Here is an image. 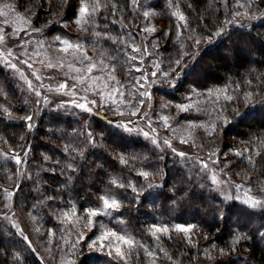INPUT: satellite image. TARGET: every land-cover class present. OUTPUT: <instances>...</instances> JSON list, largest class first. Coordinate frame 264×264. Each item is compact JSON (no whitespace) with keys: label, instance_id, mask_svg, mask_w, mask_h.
<instances>
[{"label":"rangeland","instance_id":"rangeland-1","mask_svg":"<svg viewBox=\"0 0 264 264\" xmlns=\"http://www.w3.org/2000/svg\"><path fill=\"white\" fill-rule=\"evenodd\" d=\"M248 2L223 0V31L253 22L264 14V9ZM167 3L173 14L168 23L165 9L161 8L162 0H134L133 16H123V9L118 12V7H108L104 0H82L75 16L62 22L64 34H57L36 22L33 8H21L16 0H0V66L14 79L26 107L24 113L14 116L19 121L29 122L30 126L51 112L75 117L87 150L103 144L95 118L110 117L114 125L125 124L133 129L127 131L118 127L127 135L148 143L161 160L169 156L194 185L226 201L236 200L264 210V175L257 178L255 167L245 170L238 166L244 158L259 160L262 156L259 148H264V144L254 143L251 148L238 139L231 138L228 144L223 141L221 128L230 124L227 114L230 108L227 104L232 98L230 86L181 89L174 99L157 91L176 87L178 57L191 59V54H198L211 42L208 35L200 37L191 26L178 0H167L166 6ZM85 6L89 13L96 8L95 14L78 15ZM179 15L184 16L183 21ZM109 18L118 21L123 31L119 40L124 54L121 66L111 60L108 51L98 46L100 28L106 26ZM171 33L170 49L175 48L176 52L172 53L170 63V52L165 54L162 47ZM65 41L73 47H68ZM92 65L96 67L89 73L87 69ZM137 68L140 70L136 71ZM78 104H84L91 111L77 107ZM231 111V115L236 116L235 111ZM31 136L30 133L27 138L31 140ZM217 148L222 151L221 161L217 154H211ZM29 149L1 152L4 158L13 161L14 170L6 179L9 184L3 188L0 198V217L26 241L43 264H80L89 254L94 255L89 264H159L153 249L118 227L119 210H105L102 198L100 208L81 210L73 202L63 207H47L41 193L42 163L33 161ZM21 189L34 191L38 199L30 202L29 192L28 199L23 201ZM91 212L97 214L90 215ZM103 214L106 218L100 217ZM177 226L187 228L185 234L193 227ZM152 228L153 247L157 248L162 243L160 238L168 235L170 228L158 225ZM172 231L181 232L177 227ZM112 233L131 239L134 246L113 238ZM117 247L123 256L116 252Z\"/></svg>","mask_w":264,"mask_h":264},{"label":"trees","instance_id":"trees-1","mask_svg":"<svg viewBox=\"0 0 264 264\" xmlns=\"http://www.w3.org/2000/svg\"><path fill=\"white\" fill-rule=\"evenodd\" d=\"M16 1L21 8L35 10L38 24L64 34L62 22L75 16L82 0ZM104 1L108 7H118V12L123 9V16L134 15V0ZM166 1L162 0L161 8L165 9L168 23L173 14ZM248 1L251 6L264 9V0ZM178 3L200 37L208 35L211 42L198 54H191V59L178 57L177 77L173 76L176 87L157 91L174 99L181 89L229 85L230 124L221 128L223 141L228 144L234 138L247 142L251 148L254 143L264 144V14L253 22L223 31V0H178ZM107 21L100 28L98 46L121 66L124 54L119 40L123 31L118 21L110 18ZM170 35L162 52H170L167 60L171 63L176 50L170 49L173 34ZM231 110L236 116L231 115ZM25 111L14 79L0 66V198L9 184L6 179L14 170L13 161L3 154L29 147L33 161L42 163L41 193L47 207H63L73 202L81 210L100 208L101 198H114L120 202L118 227L153 249L159 264H264V210L236 200L226 201L194 185L169 156L161 160L148 143L127 135L110 117L95 118L103 144L87 150L75 117L51 112L30 126L14 116ZM30 133L31 140L27 138ZM259 151L262 154L259 160L244 158L238 165L245 170L255 167L252 168L257 178L264 175V148L261 146ZM211 152L222 160L221 148ZM22 191L26 190L21 189L23 201L28 199L29 192L30 202L38 199L34 191L25 194ZM100 217L106 218L105 214ZM157 225L170 229L168 235L160 238L161 245L154 248L152 227ZM177 225L193 227L187 234L184 231L175 234L172 228ZM93 257L84 256L80 264L92 263ZM0 264H43L1 217Z\"/></svg>","mask_w":264,"mask_h":264},{"label":"snow or ice","instance_id":"snow-or-ice-1","mask_svg":"<svg viewBox=\"0 0 264 264\" xmlns=\"http://www.w3.org/2000/svg\"><path fill=\"white\" fill-rule=\"evenodd\" d=\"M95 12H96V8H93V9H92V13H89L88 7L85 6L84 8H82L81 12H80L78 15H81V16L89 15V16H90V15H94ZM179 19L183 21V20H184V16H183V15H179ZM0 39H2V37H0ZM64 43L67 44L68 47H73V45H71V44H70L69 42H67V41H65ZM75 47L78 48L79 46L77 45V46H75ZM65 50L67 51V48H66ZM134 51H137V52H138L139 49H134ZM132 59H135V57H132ZM25 63H27V62L25 61ZM176 63L179 64V61H177ZM13 67H15V66L13 65ZM95 67H96L95 65H92V66H90V67L87 69V71H88L89 73H91L92 70H93V68H95ZM139 70H140L139 68L136 69V71H139ZM76 71H80V69H76ZM152 75L155 76L156 73L154 72ZM164 75L167 76L168 74H167V73H164ZM81 83H83V80H81ZM61 87H66V85H62ZM92 103H95V101H92ZM76 106H77V107H80V108H82V109H85V110H87V111H91V108H86V106H85L84 104H78V105H76ZM181 107H184V106H181ZM133 114H135V113H133ZM29 119H30V117H29ZM165 119H166V118H165ZM117 127H119V128H123V129H125V130H127V131H133V129L128 128L127 125H125V124H119V125H117ZM144 135L147 136V133H144ZM166 143H167V141H166ZM180 155H183V153H180ZM17 163H19V160H18V159H17ZM205 166H206V165H205ZM144 175H147V174L145 173ZM121 186H122V185H121ZM102 199H103V208H104L105 210H107V209L118 210V209H119V207H120V202L117 201V200H115L114 198L111 199V200L108 199V198H106V197H105V198H102ZM89 214H90V215H95V214H97V213H95V212H91V213H89ZM176 227H177V230H179V231H184V232L188 231L187 228H184V227H182V226H176ZM163 231H166V229H163ZM111 235H112L113 238H115V239H119L120 241H122L123 243L129 245L130 247L134 246V241H132L131 239H125L123 236L116 237V234H115V233H112ZM106 236H107V234H106ZM116 252H117L119 255H121V256L124 255V253L121 251V249H120L119 247L116 248Z\"/></svg>","mask_w":264,"mask_h":264}]
</instances>
